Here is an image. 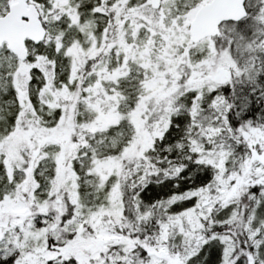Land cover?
Instances as JSON below:
<instances>
[{
	"label": "snow or ice",
	"instance_id": "snow-or-ice-1",
	"mask_svg": "<svg viewBox=\"0 0 264 264\" xmlns=\"http://www.w3.org/2000/svg\"><path fill=\"white\" fill-rule=\"evenodd\" d=\"M0 264H264V0H0Z\"/></svg>",
	"mask_w": 264,
	"mask_h": 264
}]
</instances>
